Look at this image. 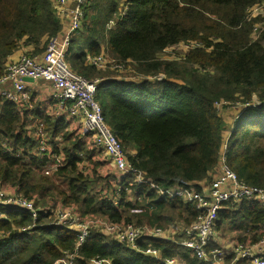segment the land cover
Instances as JSON below:
<instances>
[{"label":"trees","instance_id":"16d2710c","mask_svg":"<svg viewBox=\"0 0 264 264\" xmlns=\"http://www.w3.org/2000/svg\"><path fill=\"white\" fill-rule=\"evenodd\" d=\"M260 1L264 0H87L65 60L79 75L103 78L95 99L106 123L128 151L127 158L162 186L192 183L199 188L201 181L208 182L226 129L214 102H246L255 96L260 104L243 109L233 120L227 159L239 179L264 187V29L254 38L251 32L259 19L247 15L248 7ZM124 4L128 7L123 16L109 26ZM61 29L52 0H0V73L13 52L27 46L29 55L41 53ZM192 40L201 47L190 48L179 59L158 57L165 48ZM103 53L123 68L102 70L86 62L88 55ZM157 73L164 77L148 78ZM31 116L42 119L52 152L62 146L66 163L55 176L67 190L41 173L47 156L31 155L35 140L26 130ZM5 139L13 152L1 146ZM18 150L21 153L15 155ZM99 154L69 131L63 119L39 109L20 112L12 102L0 105V186H16L26 198L41 199L42 205L56 196L75 205L81 216L156 225L194 219L192 205L159 196L121 176L116 180L120 190L112 188L117 203L102 196L97 186L108 181L97 168ZM84 161L93 163L91 173L80 168L86 166ZM6 212L7 218L0 221V264H62V252L73 250L74 229L49 225L43 214L31 232L19 231L31 223L30 216ZM262 214L255 202H226L217 219L239 231L254 230ZM139 244L158 249L162 258L181 255V264H209L172 242ZM95 256L110 264H164L98 230L91 231L80 248L82 261Z\"/></svg>","mask_w":264,"mask_h":264},{"label":"built area","instance_id":"2783aa9c","mask_svg":"<svg viewBox=\"0 0 264 264\" xmlns=\"http://www.w3.org/2000/svg\"><path fill=\"white\" fill-rule=\"evenodd\" d=\"M52 1L60 24L62 25V19H65L66 26H62L58 34L48 39L43 52L33 55L23 52L16 59L6 63L3 72L0 73V102H12L20 112L31 111L33 109L32 92L26 79L46 81L52 89L49 95L51 102L45 109L47 115L55 120H65L67 128L73 129L70 125H74L75 133L83 139L89 138L96 149L103 151L117 175L127 178L130 184L142 185L162 197L178 199L181 203L192 205L195 211V217L187 223L188 225L178 221L177 224H171L167 228L146 223L126 222L123 218L119 221H112L105 217V221L96 222L105 227V231L100 230V232L135 251L159 259L164 264H181L184 258L178 254L162 258L158 249L151 246L142 247L139 243L146 240L172 242L184 248L190 257L209 264L238 262L264 264V187L251 185L239 179L228 164L227 148L232 125L222 133L217 165L208 182L199 183L198 188L192 183L162 186L154 181L127 158L128 151L113 134L102 115L101 106L95 99V93L103 78L88 79L79 75L69 67L65 60L70 40L79 29L83 19V8L87 0ZM127 7V4L123 5L119 15L109 21V26H113L116 19L123 16ZM257 27L258 25H255L253 28L254 38L257 37L254 32ZM261 30L263 29L259 28V31ZM180 45L182 48L186 47V50L182 49L184 53L190 48L201 47V43L195 40L176 44L177 47ZM86 62L102 70L122 69L124 66L108 58L104 53L96 56L88 55ZM149 77L160 80L164 74L158 73L156 76ZM229 104V101L218 100L214 102V108L222 115L220 109ZM259 104L260 101L255 96L246 102H234L233 105L236 107L234 119L243 109ZM27 130L35 139L33 151L35 156L48 157L41 172L49 176L55 175L59 167L66 163L60 145L57 152H52L50 136L40 118L33 119L27 125ZM57 140L60 141V139ZM2 146L6 152H12L9 143H4ZM19 153L20 150L15 152L16 155ZM80 168L87 173L90 172L81 164ZM119 187L121 186L118 184ZM99 190L101 187L98 188ZM104 197L114 204L118 201V197L114 195L106 194ZM242 201L255 202L263 209L262 219L254 230L239 231L229 221H218L217 219V212L226 202L237 204ZM6 209L22 211L30 216L31 223L19 228V231L31 232L38 226V217L43 214L49 218V225L74 229L76 231L74 248L71 251L62 252V264H110L107 258L99 256L82 261L80 248L91 231L89 222L83 221L84 216H81L80 211L74 205L57 204V207H52L38 204L37 197L26 198L18 192L16 186L12 188L0 186V221L7 218ZM223 231L228 233L227 239Z\"/></svg>","mask_w":264,"mask_h":264},{"label":"rangeland","instance_id":"374dc122","mask_svg":"<svg viewBox=\"0 0 264 264\" xmlns=\"http://www.w3.org/2000/svg\"><path fill=\"white\" fill-rule=\"evenodd\" d=\"M54 8H55V6H53ZM247 15L250 17V15H251V18H255V17H257L259 20L257 21V22H255L254 23V25H258V27L257 28H255V34L258 36V35H260L261 33H262V30L261 31H259V28H261V29H264V1H260L259 3H255V4H253V5H251L250 7H248V9H247ZM251 33H253V31L251 32ZM181 49H180V48ZM179 47H177L176 45H174V46H171V47H168L166 50H163V51H161L159 54H158V56H160V57H162V58H166V59H179L180 57H182L183 55H184V50H182V49H185L186 50V47H184V48H182V45H180ZM18 51V50H17ZM17 51H15V52H13L9 57H8V59H11V57H12V55H14ZM24 53L25 54H27L26 53V51H24ZM7 59V60H8ZM9 61V60H8ZM7 61V62H8ZM6 62V63H7ZM6 65V64H5ZM5 68V67H4ZM158 74V73H157ZM149 79H152V80H155V79H153V77H149ZM27 81V80H26ZM44 81V80H43ZM29 82V81H28ZM32 92V91H31ZM252 98H253V96H252ZM236 102V101H235ZM3 103H1L0 102V105H2ZM234 104V102H232V103H230L229 105H227V106H223L221 109H220V112H221V114L224 116V118H225V121H226V129H225V131L226 130H228V128L232 125V123H233V119H234V116H235V114H236V107L233 105ZM34 107H35V103H34V101H33V109H34ZM32 109V110H33ZM233 111V112H232ZM225 115H229V116H225ZM32 117V116H31ZM29 123V122H28ZM27 123V124H28ZM108 125V124H107ZM70 127H73V129H70V128H67L69 131H71V132H73L74 133V130L76 131V129H75V127H74V125H70ZM26 130H27V125H26ZM27 133H28V130H27ZM49 134V133H48ZM28 135L31 137V135L28 133ZM78 135V134H77ZM50 136V135H49ZM79 136V135H78ZM80 137V136H79ZM33 138V137H32ZM34 139V138H33ZM35 140V139H34ZM50 142H51V138H50ZM84 142H85V144L86 145H88V147L89 148H95L93 145H92V142L89 140V138H85L84 139ZM4 143H6V144H8V143H10L9 141H7L6 139L5 140H3L2 141V143H1V146L4 144ZM10 145V144H9ZM11 146V145H10ZM34 147H35V144H34ZM34 147H33V149L30 151V152H33L34 151ZM62 147V146H61ZM11 148H12V150H13V147L11 146ZM51 149H52V147H51ZM62 149V148H61ZM96 149V148H95ZM98 150V149H97ZM63 151V150H62ZM100 151V154H99V159H101V160H103V159H107V161L109 162V159L104 155V153H103V151L101 152V150H99ZM13 152V151H12ZM20 153H21V151H20ZM64 153V152H63ZM14 154H15V152H14ZM32 154V153H31ZM16 155V154H15ZM35 154H34V152H33V155L32 156H34ZM101 157V158H100ZM93 159H94V157H93ZM85 163H86V166L84 167V168H87L89 171H90V173L92 172L91 170H90V168H91V165H92V168H93V163L92 162H88V161H84ZM103 164V162H99V164H98V170H99V168H100V166ZM109 164H110V162H109ZM91 168V169H92ZM41 171H42V169H40ZM112 171L113 172H115L116 173V170L111 166V173H112ZM41 173H43V172H41ZM101 173H103L104 174V172H101ZM109 171H107V174H104V175H106V177H107V180L106 181H108V183H104L103 182V184L101 185H98L97 186V190H98V188H100L101 187V190H100V192H102L103 194H102V196H105L106 194H108L109 196H112V195H114L115 193H114V189H119L118 188V182L116 181L117 180V178L118 177H120L119 175H117V174H115V175H113V174H111ZM44 174V173H43ZM44 175H46V174H44ZM53 177L54 178H56V176L55 175H53ZM201 182H204V181H201ZM200 182V183H201ZM60 189H66L67 190V187H66V183L64 182V181H62L60 178H56V183H55ZM3 188H6V187H11L12 188V186L13 185H9V184H6V185H1ZM114 187V189L112 190V188ZM18 192H20V191H18ZM21 193V192H20ZM23 194V193H22ZM54 198H56V201L54 200ZM49 202H52V207H57V204H62V205H68V204H65V203H63L59 198H57L56 196H54V197H52V199H49V201H47V205H49L48 203ZM38 204H41V199H38ZM69 205H71V204H69ZM73 205V204H72ZM75 206V205H74ZM76 207V206H75ZM77 208V207H76ZM78 209V208H77ZM79 210V209H78ZM105 217H107V216H101V215H96V214H88V215H86V216H84V219H83V221H86V222H89V230L90 231H93V230H98V231H105V227H104V225H98L96 222L97 221H105ZM108 218V217H107ZM110 219V218H109ZM111 220V219H110ZM113 221V220H112ZM126 221V220H125ZM178 221H182L184 224H186V225H188L183 219H174L173 221H170V222H168V223H166V224H163V225H158V226H161V227H168L169 225H171V224H177V222ZM126 222H128V221H126ZM129 222H134V223H140V224H148L147 222H135V221H129ZM149 225H156V224H149ZM72 228H74V226H72ZM224 232V237L227 239V236H228V233H225L226 231H223ZM109 237V236H108Z\"/></svg>","mask_w":264,"mask_h":264},{"label":"crops","instance_id":"0c3cea01","mask_svg":"<svg viewBox=\"0 0 264 264\" xmlns=\"http://www.w3.org/2000/svg\"><path fill=\"white\" fill-rule=\"evenodd\" d=\"M62 21H63V23L61 26H66V23H67L66 20L62 19ZM26 49H28L27 46L20 47L18 49V51L14 55H12L11 59H8V60L16 59ZM27 84H28L29 88H31V91H32V101H34V103H35L34 109H39L40 111L45 112V109L47 108V104L51 102V100L49 98V95L52 92L50 84L47 83L46 81H43L42 79H37L35 81H29V82H27ZM225 116H229V115H225ZM33 119H37V117L32 116L28 124H30ZM74 133H75V131H74ZM99 161L103 162V164L99 168L100 172L104 170V174H107V171H109L111 173V164H109L107 159H103V160L99 159ZM111 174L115 175L117 173L112 171ZM201 183L205 184L206 182H201ZM229 226H231V225L229 224Z\"/></svg>","mask_w":264,"mask_h":264},{"label":"water","instance_id":"95a60500","mask_svg":"<svg viewBox=\"0 0 264 264\" xmlns=\"http://www.w3.org/2000/svg\"><path fill=\"white\" fill-rule=\"evenodd\" d=\"M26 80H27V81H33L31 78H27Z\"/></svg>","mask_w":264,"mask_h":264}]
</instances>
